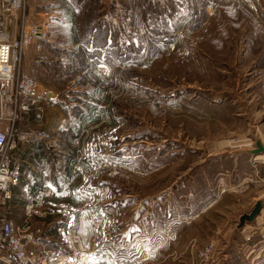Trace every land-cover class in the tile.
<instances>
[{"label": "rangeland", "instance_id": "obj_1", "mask_svg": "<svg viewBox=\"0 0 264 264\" xmlns=\"http://www.w3.org/2000/svg\"><path fill=\"white\" fill-rule=\"evenodd\" d=\"M223 1H236L241 18L227 15ZM34 2L47 27L59 29L43 40L63 60L54 69L66 76L55 88L87 80L98 87L96 104L81 107L87 137L78 181L99 234L93 253L74 257L247 264L251 249L264 246V153L250 152L258 140L264 145V0ZM24 15L20 25L40 22L27 0ZM85 34L102 41L85 42ZM94 64L95 73L87 68ZM257 202L262 211L242 226Z\"/></svg>", "mask_w": 264, "mask_h": 264}, {"label": "crops", "instance_id": "obj_2", "mask_svg": "<svg viewBox=\"0 0 264 264\" xmlns=\"http://www.w3.org/2000/svg\"><path fill=\"white\" fill-rule=\"evenodd\" d=\"M27 2L28 15H32L40 22L47 24L45 17L42 18L40 13L34 12L33 7L36 6L34 0H27ZM223 3L222 9L227 15L235 17L242 12L236 1L231 3L223 1ZM230 16L229 18H231ZM235 18L241 17L237 15ZM241 20L238 21V24L243 25L244 23L245 25L246 22ZM199 23L201 24L200 21ZM48 26L49 33L52 28L57 32L59 31L58 27L51 26V23ZM74 26L71 24L69 31L74 29ZM62 35L64 40L68 38L64 37L65 33H62ZM72 36L73 38H79L76 30H73ZM88 36L87 34L84 35L85 42L92 41V43H95V41L101 43L103 37L100 34L95 37ZM81 38L83 39V35ZM69 41L66 40L65 49H70ZM95 49H97L96 46ZM89 50L87 48V51ZM52 51L53 47L43 40H35L23 50L20 73L33 77L49 89L52 98L32 102L30 109L19 115L15 132L25 134L28 139L23 141L14 137L4 155V161L10 167L16 164L19 165L21 181L26 182L31 191L46 188L54 191V195L46 198L39 207L43 215H35L29 221L30 229L33 232V241L41 258L47 264H81V259L74 257V255L79 251L84 252V250L87 253H93L99 233L95 231L96 228L92 225L90 215L79 212L73 238L68 242L60 241L59 228L62 224L60 210L61 205L64 203L76 205L87 200V194L83 192L82 184H79L78 181L79 171L82 170V156L78 154L79 147L75 146L74 141L79 133L85 132L82 125L86 121V114L81 107L84 103L96 104L94 92L98 87L95 81L90 82L87 80L82 85H71L64 93L57 90L55 79L63 78L66 74L63 75L62 69H54L55 64L61 65L63 60L62 57L51 58L53 56ZM71 51L66 52L72 53ZM87 68L95 73V64L94 68L92 66ZM78 74L79 72L71 74L70 81H73ZM68 109L70 111H67ZM18 126L24 127L25 130L17 129ZM75 172L77 177L73 178ZM13 193L14 198L10 202L0 196V204L3 207L11 206L12 208L7 211L3 209L2 212L5 215L9 213L21 224L24 218L25 201L19 187H15ZM92 211V216L95 217V210ZM262 217L261 214L258 219ZM106 228L109 229V227ZM246 228H249V226ZM251 250L252 252L244 257L245 263L252 264L251 262H254L256 264L258 259L264 256V246L258 250L255 246ZM253 252L254 255L252 256ZM69 254L73 257L69 258ZM248 256H251V259H248ZM114 263L119 264L118 261Z\"/></svg>", "mask_w": 264, "mask_h": 264}, {"label": "built area", "instance_id": "obj_3", "mask_svg": "<svg viewBox=\"0 0 264 264\" xmlns=\"http://www.w3.org/2000/svg\"><path fill=\"white\" fill-rule=\"evenodd\" d=\"M24 2L0 0V196L10 202L14 198L13 189L19 187L25 201L21 224L9 213L0 215V264H47L35 246L29 221L35 215H43L39 208L41 203L54 195V191L49 188L31 191L27 183L21 181L19 165L10 167L4 161V155L14 137L23 141L28 139L25 134L15 132L19 115L27 112L32 102L52 98L49 89L19 71L24 48L35 40L51 38L45 23L25 21L20 25L25 16ZM86 137L83 131L79 133L74 141L75 146L81 148ZM76 177L75 172L73 178ZM90 207L87 200L76 205H61L60 241H71L78 213L91 216ZM113 222L109 218L106 225L109 227ZM209 251L210 248H207Z\"/></svg>", "mask_w": 264, "mask_h": 264}, {"label": "water", "instance_id": "obj_4", "mask_svg": "<svg viewBox=\"0 0 264 264\" xmlns=\"http://www.w3.org/2000/svg\"><path fill=\"white\" fill-rule=\"evenodd\" d=\"M250 152L254 155L264 153V145L262 144L261 141L258 140L257 146L254 149H252ZM261 211H262V203L257 202L255 207L253 208V210L250 213H247V214H244L241 216V218H240L241 225L243 226L246 221H249V222L254 221L257 218V216L260 214Z\"/></svg>", "mask_w": 264, "mask_h": 264}]
</instances>
